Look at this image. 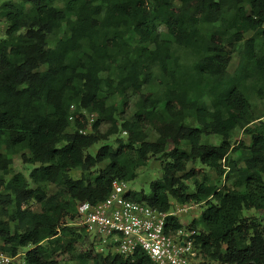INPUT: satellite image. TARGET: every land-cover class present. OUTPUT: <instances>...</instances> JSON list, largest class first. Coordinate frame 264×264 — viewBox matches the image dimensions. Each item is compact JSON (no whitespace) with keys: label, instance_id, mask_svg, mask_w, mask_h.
Returning <instances> with one entry per match:
<instances>
[{"label":"trees","instance_id":"trees-1","mask_svg":"<svg viewBox=\"0 0 264 264\" xmlns=\"http://www.w3.org/2000/svg\"><path fill=\"white\" fill-rule=\"evenodd\" d=\"M0 21V248L20 255L12 264H68L89 236L79 205L154 157L150 192L126 197L204 206L189 221L200 264H264V214H245L264 211V0H0ZM237 129L248 145L232 142ZM18 153L36 165L28 176L11 167ZM78 261L153 264L142 249Z\"/></svg>","mask_w":264,"mask_h":264},{"label":"built area","instance_id":"built-area-1","mask_svg":"<svg viewBox=\"0 0 264 264\" xmlns=\"http://www.w3.org/2000/svg\"><path fill=\"white\" fill-rule=\"evenodd\" d=\"M93 119L94 114H91V121ZM129 191L128 182L115 180L106 199L79 205L77 223L112 252L132 255L142 249L153 264H200L201 252L195 239L197 230L183 218L192 206L175 204L173 209L163 212L146 202L129 199L126 197ZM169 216L181 217L182 226L169 225ZM19 256L0 248V264H12Z\"/></svg>","mask_w":264,"mask_h":264},{"label":"rangeland","instance_id":"rangeland-1","mask_svg":"<svg viewBox=\"0 0 264 264\" xmlns=\"http://www.w3.org/2000/svg\"><path fill=\"white\" fill-rule=\"evenodd\" d=\"M4 30V22L0 21V36L2 34H4L3 32ZM239 63V53L238 51H236L233 55V59L231 61V65L229 66V69L231 71H234L235 68L237 67ZM104 75V74H103ZM137 99V95H133L130 93V100H129V108L127 109V112L125 113V117L126 118H131L133 116L135 107H134V102ZM258 107H263L264 108V100H256ZM108 127V125H104L102 127V130L105 131V129ZM149 138L151 140L156 139V137L158 136L157 133L154 130L149 131ZM114 139V137H111L110 140L112 141ZM202 143L203 144H211V145H219L222 142V137L218 136V135H202ZM232 142L235 144H240L241 145H248L250 142V136L248 134H246L242 129H237L234 134H233V138H232ZM102 142L97 143L93 148H92V152H95L96 148H98L99 146H101ZM240 153V152H239ZM238 152H231V157L233 158H237L239 155ZM22 153H18L13 155V163L11 165L13 171L16 172H22L24 173L26 176L29 175V173L31 172V170L36 166L33 164H29V163H25L21 157ZM199 167H202L201 164H197ZM193 164H190L189 167H192ZM101 167V166H100ZM212 178V181L215 183H219V181H222L224 178H219L217 177V174L215 173L214 170L212 169H205ZM162 174L161 171V166H160V161H158L157 158H151L147 165H145L144 167H141L138 170V175L137 177L133 180V181H129L128 182V187L131 190H144L146 193L150 192V184L153 180L159 178ZM72 175L76 178H78L81 175V171L80 170H74L72 172ZM204 209V206L202 205H194L193 207L189 208L187 210V214L183 216L184 221H191V219L193 217H198L199 213H201V211ZM245 214L247 216H253V215H263L264 211H259V210H249V211H245ZM86 250L89 249H93L94 251L97 252H101L102 249H104L103 253H107L109 251H112L111 248L109 247H105L104 244L101 243V241L97 238L94 239V237L91 236H87L86 241L76 249V251H74V253L70 256H63L62 259L63 261H61L62 263H68V264H78V259L80 257V255ZM203 261V260H202ZM204 261L207 262V264H219L216 261H209L207 259H204Z\"/></svg>","mask_w":264,"mask_h":264}]
</instances>
